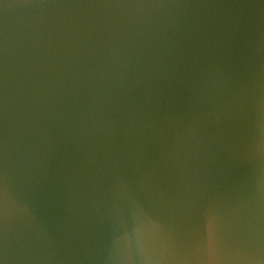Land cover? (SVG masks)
Listing matches in <instances>:
<instances>
[{"label":"water","instance_id":"obj_1","mask_svg":"<svg viewBox=\"0 0 264 264\" xmlns=\"http://www.w3.org/2000/svg\"><path fill=\"white\" fill-rule=\"evenodd\" d=\"M0 264H264V0H0Z\"/></svg>","mask_w":264,"mask_h":264}]
</instances>
